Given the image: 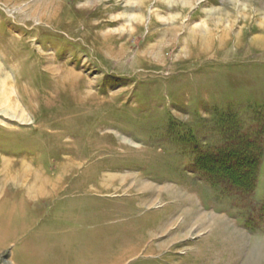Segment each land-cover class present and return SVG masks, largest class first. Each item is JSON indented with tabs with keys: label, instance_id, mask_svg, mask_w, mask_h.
Segmentation results:
<instances>
[{
	"label": "rangeland",
	"instance_id": "1",
	"mask_svg": "<svg viewBox=\"0 0 264 264\" xmlns=\"http://www.w3.org/2000/svg\"><path fill=\"white\" fill-rule=\"evenodd\" d=\"M50 1L0 0V264H264V0Z\"/></svg>",
	"mask_w": 264,
	"mask_h": 264
},
{
	"label": "crops",
	"instance_id": "2",
	"mask_svg": "<svg viewBox=\"0 0 264 264\" xmlns=\"http://www.w3.org/2000/svg\"><path fill=\"white\" fill-rule=\"evenodd\" d=\"M75 229L77 231L79 229V227H75ZM47 233L48 232H44L42 235H45ZM51 233H52V235H55L59 238V240H56V239L54 240V241H58L57 244L64 245V244H66V241L68 239V235H70L73 232L70 231V232L66 233V231L64 230V231H61L60 236H58L57 232H55V233L51 232ZM42 242H43L42 238H40L39 241L34 242L32 244L24 243V246L22 248L24 250L25 249L26 250L23 253V257H19V259H17L16 264H65L62 260H59V261H57L56 259L51 260L49 258V255H51L54 252V249H52V247H47L46 250H43L42 249V245H43ZM47 244L48 243H46L45 245H47ZM45 245H44V247H46ZM52 245H54V244H52ZM36 247H40V248L37 249ZM28 256H31L32 258L30 257L29 259H24Z\"/></svg>",
	"mask_w": 264,
	"mask_h": 264
},
{
	"label": "bare ground",
	"instance_id": "3",
	"mask_svg": "<svg viewBox=\"0 0 264 264\" xmlns=\"http://www.w3.org/2000/svg\"><path fill=\"white\" fill-rule=\"evenodd\" d=\"M129 1V0H128ZM58 4H57V2L55 1V0H51L48 4H46L43 8H42V10H44V11H46L47 9H49V10H57V12L59 11L58 9V6H57ZM38 7H39V5H35V9L34 10H32V12H33V14H35V12H36V10L38 9ZM81 12H83V11H81ZM43 15H45V13H43ZM42 15V17H40L39 19H41V20H43V18H45L44 16ZM51 17V16H50ZM77 23H75V25H76ZM56 25H59V23H57ZM74 25V24H73ZM74 25V26H75ZM52 67V66H51ZM1 73V72H0ZM1 75V74H0ZM4 83V82H3ZM3 86V87H2ZM0 87H2V88H4V85L2 84V83H0ZM83 94L85 95L86 94V92H83ZM42 185H43V183H41V184H39L37 187L36 186H34V187H32V191H37V192H39V191H42ZM40 193V192H39Z\"/></svg>",
	"mask_w": 264,
	"mask_h": 264
},
{
	"label": "trees",
	"instance_id": "4",
	"mask_svg": "<svg viewBox=\"0 0 264 264\" xmlns=\"http://www.w3.org/2000/svg\"><path fill=\"white\" fill-rule=\"evenodd\" d=\"M247 177H249V174H248V176ZM249 180V179H248Z\"/></svg>",
	"mask_w": 264,
	"mask_h": 264
}]
</instances>
